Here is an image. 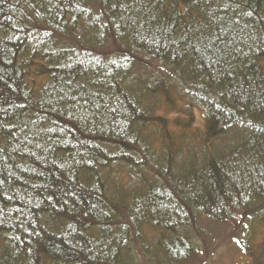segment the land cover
<instances>
[{"label":"trees","instance_id":"1","mask_svg":"<svg viewBox=\"0 0 264 264\" xmlns=\"http://www.w3.org/2000/svg\"><path fill=\"white\" fill-rule=\"evenodd\" d=\"M263 229L264 0H0V264H217Z\"/></svg>","mask_w":264,"mask_h":264},{"label":"rangeland","instance_id":"2","mask_svg":"<svg viewBox=\"0 0 264 264\" xmlns=\"http://www.w3.org/2000/svg\"><path fill=\"white\" fill-rule=\"evenodd\" d=\"M158 115H163L164 118L167 119L166 115L161 112L160 110H158ZM176 114H174L171 118V120L173 119V117H175ZM196 120H200L199 119V114H198V117L196 118ZM193 127V131L195 130H200L201 132V124L199 123H196L195 125L193 124L192 125ZM170 129H174V131H176V127H174L171 123H170V126H169ZM158 129L157 128H153V129H150L148 135H152L153 133H155ZM202 135L200 134L199 137H201ZM159 145V144H158ZM114 169L118 172H114L115 173V176L116 178L119 177V172H123V170L127 171L126 168H123L121 166H117V167H114ZM154 175V174H153ZM146 178L148 177L149 179L153 178L152 176V173L146 169V174H145ZM124 177V182H127V181H130V183H133L131 181H133L132 179H129V174L128 173H125L123 175ZM132 187H134V185L132 184ZM259 238H258V241L256 242V246H254L255 248V255L254 257H242L243 253L240 249V245L236 242V244H238L235 248V244H231L232 241L230 240H227L225 237H224V234L222 233V235L220 236V247L217 251V254L213 255L211 258L215 257V263L217 264H245V262H249L250 264L253 263V264H264V229L260 232L259 234ZM218 243V242H217ZM243 259V261H242ZM196 260V259H195ZM198 263V262H197ZM191 264V263H190Z\"/></svg>","mask_w":264,"mask_h":264},{"label":"bare ground","instance_id":"3","mask_svg":"<svg viewBox=\"0 0 264 264\" xmlns=\"http://www.w3.org/2000/svg\"><path fill=\"white\" fill-rule=\"evenodd\" d=\"M200 113V112H199ZM125 173H128V170L127 171H125V170H123V172H120L119 174L121 175V176H123ZM129 174V173H128Z\"/></svg>","mask_w":264,"mask_h":264}]
</instances>
